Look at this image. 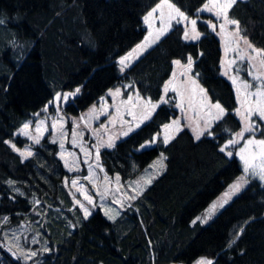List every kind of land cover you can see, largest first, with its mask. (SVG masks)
Segmentation results:
<instances>
[{"label":"trees","instance_id":"trees-1","mask_svg":"<svg viewBox=\"0 0 264 264\" xmlns=\"http://www.w3.org/2000/svg\"><path fill=\"white\" fill-rule=\"evenodd\" d=\"M158 1L0 0V264H192L200 258L264 264V186L257 181L250 179L205 225L190 224L239 173L235 157L219 150L239 122L232 87L219 74L214 34L197 20L202 35L186 42L180 24H171L124 72L117 69L115 60L145 35L141 18ZM167 1L196 17L207 0ZM229 16L239 21L241 35L253 47L264 50V0H238ZM189 56L197 83L227 110L212 125L211 136L196 140L182 129L166 146L158 138L139 149L175 116L167 93V103L139 128L113 148H100L99 161L94 140L67 123L30 146L32 155L23 160L5 143L26 145L15 131L56 93L80 88L61 106L63 115L79 114L121 84L157 101L172 61L184 63ZM257 123L255 139H264V123ZM161 153L165 167L151 184L115 220L102 217L98 209ZM68 179L79 181L92 198L87 219L72 204L63 184ZM16 229H21L19 249L37 252L31 260L4 245L2 232Z\"/></svg>","mask_w":264,"mask_h":264},{"label":"rangeland","instance_id":"rangeland-1","mask_svg":"<svg viewBox=\"0 0 264 264\" xmlns=\"http://www.w3.org/2000/svg\"><path fill=\"white\" fill-rule=\"evenodd\" d=\"M168 3H169L168 1L167 3H163L162 0H159L155 5H153L152 8H154L157 4H161V8L154 14L153 18H150L149 23H145L144 17L152 8L149 9L142 16L141 21L145 29V35L143 36L140 42L135 44L126 53H124L123 55H121L115 60V64L119 72H121L120 71L121 65L118 63V61L120 60L121 57H124L128 53L132 52V50L135 49L137 45H141L142 43H144L146 36L149 37V43L156 38L158 34V29L161 27V12L163 13L162 19L164 21L165 26L168 25L169 14L171 13L174 15V13L172 12V9H170L167 6ZM205 4H208L209 7H212V0H207L199 8H197V10L203 8ZM197 10L195 11L196 14H197ZM216 10L217 9H213V11H201L199 13L198 19H197V15L196 17H189V18L201 20L207 26V29L214 34V36L216 37L218 41L219 50H220L219 74L220 76H222L224 79H226L230 83L232 90H233V95H234L235 102H236L235 103L236 107L233 113L239 122V129L235 132L237 133L244 126V123L242 122L241 117L243 116L244 109L248 105L243 103L244 101L243 94H241L239 98L240 103H238L236 90L231 80L229 79V77L236 75L237 74L236 70H239V76L242 80H247L253 84L260 83L259 81H253L252 78L248 75V71H249L248 58L249 57L252 58L251 64L254 66V69H255L254 74H259L260 72L261 58L260 56L257 55V53L252 52L242 39H238L235 36L234 32L232 31L235 28V26L229 25L226 27V30L224 32H220L219 25L223 23V19L221 18L220 20H217L216 15H214V12ZM201 14H204L205 16H207V18H201L200 17ZM206 21H211L213 24H216V30L213 31V29L208 26ZM170 23L176 24L177 22L175 19H173L171 20ZM149 24H151V27H149ZM177 24H180L182 28L181 38L183 41H186V42L196 41L192 39L186 40L184 38V32H185L186 27L189 32V35H191L192 26L190 23L187 25L185 24V22H180ZM217 33H220V34L218 35ZM151 45L152 44L150 43V46ZM149 47L137 49V52L133 53L131 57L130 64H132ZM233 49H238V52L234 51ZM240 56H243L245 59L240 60L239 59ZM233 60L236 61L235 64H231V61ZM173 61L171 65V73L166 81H169V80L172 81L169 87V91L167 93H171L172 95V106L175 109L176 114L174 117L170 118L167 123H164L163 125H161L158 133L153 135V136H158V138L160 139L162 143L166 135L173 137L175 133H177L176 131L177 126L172 124L174 120H179L180 128L186 129L191 134V136L195 138L193 129L197 128L198 126L203 127L204 119H208V117L205 115V111L202 110L200 107L202 96H201V93L199 92V88H202V87L197 83L195 77L191 74V71L188 72L186 70L185 65L187 64V61L184 63H180L179 65H174ZM225 71H227L228 73L227 75L224 74ZM174 72H175V77L173 76ZM193 80H195V84L192 83ZM165 82L163 83L161 87V93H160L158 100L152 101L153 103H157L159 105L161 96H164V98L166 97L167 93L165 94L164 92ZM197 85L199 87H197ZM173 88H175L176 91H173L172 90ZM116 89H120V94L118 95L109 94L110 90L112 92H115ZM61 93H69V92H61ZM55 95L56 94H54L52 98L36 114H34V116H32L31 120L25 122L29 124V128L27 129L29 135H23L20 132V129L23 127L25 123H23L15 131V135H17L20 138H24L27 144L21 147L15 146V149H18L17 151L13 149V144L8 143L12 151L15 152L20 157L21 160L25 158H23L20 155V153L24 152L26 155L27 152L29 151L31 152L30 146H33L36 144L33 142V139L29 138L30 136L33 138L39 137L41 139L46 134L52 135V134L59 132L61 129H63L64 125H66L67 123L72 128H76L88 134L94 140L95 146H98V144H100L101 142L107 143L110 139L115 142L118 139L124 137L121 135V133L124 131H127L129 126H132L135 129V125L143 119V117L147 114V112L150 110V107H151L150 105L144 103V101H147V100L143 99L142 97L140 101H137L136 99L137 94L128 84H121V85L107 89L104 92V94L101 95L97 99L95 103L89 105L85 110H83L77 115H63L61 113L60 108L66 101L64 100H60L59 102L54 101ZM130 95L133 97L132 101H128V97ZM70 98L71 97H69V99ZM50 101H52V103H49ZM177 104H182L183 109L180 107H177ZM46 105L48 107H47V110L45 111ZM237 108H240L239 115L236 113ZM212 111L213 113L215 112L214 109ZM102 112L103 114H101ZM129 112H131L132 115H129ZM41 122H43V124L41 126L40 131L38 132L37 125L41 124ZM257 122L264 123L259 120H257ZM165 124H168L171 126L165 129L164 128ZM251 135L252 134L246 133L245 138H248ZM237 139H239L240 142L234 145L233 148H231L232 147L231 146L227 151L229 150L233 151V156L238 162L239 173L223 188L221 192H219V194H217L191 220L190 224H193V221H196V223L199 225H205L222 207H224L233 197H235L244 188L243 187L238 193H235V194H232L230 191V185L234 184L239 177L244 175L243 162L240 160L239 156L235 155V153L239 152L241 147H244V140L240 139L239 137H237ZM145 142H143L142 144H144ZM226 143L227 142H225L224 144ZM224 144H222L221 147ZM139 149H141L140 146H139ZM253 149H255L256 152H259L258 146L250 145L247 151L245 152V155L252 154ZM159 156H156L155 158H153L133 179H131L127 184H125L109 200V202L105 203L98 209L102 217L110 221L111 219L108 218L109 216H115L116 218L118 216L116 215V213L117 212L119 213L122 207L128 201L132 200L130 199V197L135 196L138 190H141V189L143 190L148 185L146 184V181L149 178H151L152 175L155 174V171L157 169H160L159 163H154L158 161ZM150 165H152L153 167H150ZM161 170L162 169H160V172ZM251 179L257 181L261 186H264V181H260L258 178H251ZM73 181H76V183L73 184ZM63 184L66 190L68 191L72 204L79 209L83 217H84V213L81 210V207H80L81 204L84 205L86 208H88L90 212L94 210L93 205L89 204L88 201L85 199V196H89V195L87 191L85 190L84 186L79 181L75 179H68V180H65ZM225 193H229L231 198L229 199L228 197H226ZM226 199H227V203H224ZM113 201H116V203H113ZM213 204L216 205V209L211 214V216L207 218L206 222H201L205 219L206 216H208L209 210L211 209V206ZM221 205L223 206L221 207ZM197 217H200L201 220H197ZM20 232H21V229L3 231L2 238H3L4 245L9 251H12L13 253H15L16 254L15 256H19L23 258L24 252H21L19 247H17V245H19L17 242L19 239L18 235ZM169 264H180V263H169ZM192 264H196V262H193Z\"/></svg>","mask_w":264,"mask_h":264},{"label":"snow or ice","instance_id":"snow-or-ice-1","mask_svg":"<svg viewBox=\"0 0 264 264\" xmlns=\"http://www.w3.org/2000/svg\"><path fill=\"white\" fill-rule=\"evenodd\" d=\"M163 3H167V0H162ZM238 2V0H212V7H209L208 4H205L203 8L197 10V19L199 18V13L201 11H213V9H217L214 12V15H216L217 20H220L221 18L223 19V23L219 25L220 27V32H224L226 30V27L229 25L235 26V28L232 30L235 34V36L238 39H242L244 43L248 46V48L252 51L257 53L258 56L261 58V69L259 74H254V66L251 64L252 58H248V63H249V71L248 75L252 78L253 81H259L260 83L258 84H253L247 80H242L239 76V70H236L237 74L234 76H230L229 79L231 80L236 93H237V98H238V103H240V96L243 94L244 96V104H247L248 106L244 109L243 116L241 117L242 122L244 123V126L241 128V130L235 134H233L229 140L227 141L226 144H224L222 147H220V152L226 153L229 157L233 156V153L231 151H227L231 146H234L240 142L237 137L240 139L244 140V147H241L239 152L235 153V155L239 156L240 160L243 162V173L241 177L237 179V181L230 185V191L232 194L238 193L245 185L249 183V180L251 178H258L260 181H264V139H255V132L259 130L260 125L256 122L257 120L264 122V50L261 49H256L253 47V45L248 41L246 36L241 35V29H240V24L239 21L236 19H232L229 16V10L233 7ZM170 9H172L173 14H169V23L168 25L165 26L164 21L162 19L163 13L161 12V27L158 29V34L154 40H152L150 43L154 44L156 41L160 39L167 31L168 28L171 27V20L175 19L177 23L180 22H185V24H191V35H189V32L187 30V27L184 32V38L186 40L192 39V40H197L200 38L202 35L199 31H197L196 25H197V19H190L187 15H185L184 12H182L179 8H176L173 4L168 3L167 5ZM161 4H157L154 8H152L144 17L145 23H149L150 18L154 17V14L160 10ZM2 22V21H0ZM208 26L213 29V31L216 30V24H213L211 21H206ZM149 27H151V24H149ZM218 35L220 33H217ZM151 35V33H150ZM149 43V37H145V42L142 43L141 45H137L135 49L132 50V52L128 53L126 56L121 57L118 63L121 65L120 71L124 72L126 68L129 67V64L131 62V57L133 53L137 52V49L141 48H147L150 46ZM234 51L238 52V49H233ZM240 60H244L245 58L243 56L239 57ZM181 61L179 60H174L173 64L174 65H179ZM194 61L191 56L188 57L187 59V64L185 65V68L188 72L191 71L192 65ZM236 61L233 60L231 61V64H235ZM231 70V69H230ZM227 75V71L224 73ZM173 76L175 77V72L173 73ZM172 81H166L164 84V92L165 94L169 91V87L171 85ZM193 84H195V80L192 81ZM197 87H199L197 85ZM173 91H176L175 88L172 89ZM80 92V88H76L74 92H69V93H56L54 97V101L59 102L60 100L67 101L69 97H73L77 95ZM199 92L201 93V102H200V107L202 110L205 111V115L208 117V119H204L203 121V127H197L193 129L194 136L196 140H200L202 136L204 135H213L212 131V125L214 123H217L221 121L226 115H227V110L219 103H213L211 99L207 97L206 91L203 88H199ZM110 95H118L120 94V89H116L115 92H112L110 90L109 92ZM179 94V93H178ZM103 99V98H101ZM137 101H140L142 98L139 96L137 93L136 95ZM133 97L130 95L128 97V101H132ZM49 103H52L50 101ZM144 103L150 105V110L147 112V114L143 117V119L135 125V128H139L140 125L147 119L150 118L152 112L158 107L157 103H153L151 100L144 101ZM160 103H167L165 100L164 96H161ZM47 105L45 106V111L47 110ZM177 107H180L183 109L182 104H177ZM215 110L213 113L212 110ZM94 111V109H93ZM119 111V110H117ZM236 113L239 115L240 114V108L236 109ZM103 114V112L101 113ZM129 115H132L131 112H129ZM43 122L41 124L37 125V131L39 132L41 129ZM172 124L176 125V131L180 132L182 129L180 128V121L179 120H174ZM171 125L165 124L164 128L167 129ZM29 128V124L25 123L23 127L20 129L21 134L23 135H29L27 129ZM135 129L132 126H129L127 131H124L121 133L122 136H127L131 132H133ZM249 133L252 134L250 137L245 138V134ZM77 133L74 130L73 135L75 136ZM261 135H264V131L261 132ZM30 139H33L34 143H39L40 138L39 137H29ZM174 139V137L170 136H165L163 143L168 145L170 141ZM158 142V136H153L151 141H146L144 144L140 145V148H146L149 147L151 144L157 143ZM5 143H10V141H5ZM250 145H255L258 146L259 152H256L255 149H253L252 154L250 155H245V152L247 151L248 147ZM115 146L114 141L111 139L107 143L101 142L96 146L97 148V161H99V153H100V148H113ZM61 148H63V145L61 144ZM13 149H15V146L13 145ZM20 155L23 158H27L28 156L32 155V152H27L25 155L24 152H21ZM167 159V157L161 153L158 161L154 163H159L160 169H163L165 167L164 161ZM150 167H153L150 165ZM160 169H157L155 171V174L151 176L146 181V184H151L152 179H155L156 175L160 174ZM103 170V169H101ZM117 180H119V177H117ZM9 183H12L11 181ZM76 181H73V184H75ZM18 191V190H17ZM142 189L138 190L135 196L130 197V199H136L137 196L140 195ZM225 196L228 197L229 199L231 198L229 193H225ZM85 199L88 201L89 204H92V198L90 196H85ZM113 203H116V201H113ZM224 203H227V199L224 201ZM223 205H221L222 207ZM81 210L84 213V219H87L89 215H91V212L88 208H86L84 205H80ZM216 209V205L213 204L211 206V209L209 210L208 216L205 217V219L201 222H206L207 218L211 216V214L214 212ZM116 215H119L117 212ZM111 220H115V216H109L108 217ZM4 219H7L6 217ZM197 220H201L200 217H197ZM193 223H196V221H193ZM244 229L241 228L239 232L235 234L236 238H238L242 233ZM236 241L233 239L232 241L229 242V247H231L232 244H234ZM17 247H20L17 245ZM21 252H24V260H31L32 257L37 256V252L35 251H30V252H25L23 248L20 249ZM45 251H48V249H45ZM13 255H16L13 253ZM196 264H213L212 260H208L206 258H200L199 260L196 261Z\"/></svg>","mask_w":264,"mask_h":264}]
</instances>
